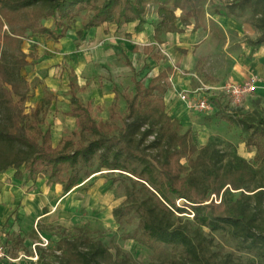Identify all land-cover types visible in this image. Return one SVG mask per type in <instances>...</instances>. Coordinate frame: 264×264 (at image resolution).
Masks as SVG:
<instances>
[{"label": "trees", "instance_id": "obj_1", "mask_svg": "<svg viewBox=\"0 0 264 264\" xmlns=\"http://www.w3.org/2000/svg\"><path fill=\"white\" fill-rule=\"evenodd\" d=\"M203 2L0 0V20L7 26L0 36V173L13 169L16 179H45L46 185L59 184L68 192L77 185L79 173L89 175L87 168L96 161L97 168L118 171L128 181L125 200L112 209L115 221L120 222L133 211L140 230L133 238L151 251H157L160 245L179 249L182 260L173 259L171 264H215L197 238L203 227L248 241L264 261V175L236 152L225 157L215 147L206 151V147L197 145L190 129L181 131L179 119L166 109L164 94L169 87L164 70L144 83L123 54L132 71L133 91L123 96L125 109L117 133L113 125L98 123L88 108L71 95L66 115L74 117L80 130L88 133L86 141L60 138L53 145L51 128L43 126L53 93L49 92L43 103L29 111L24 105L30 95L21 69L30 64L33 55L22 50V42L29 32L57 42L65 37L75 18L88 10L91 15L82 21L78 37L103 23L137 22L135 30L140 31L147 9L153 5L159 18L154 24V39L161 43L164 33L203 28ZM237 7H249L255 13L258 34L250 41L254 51L264 44V0H236L231 11ZM44 19H50L52 26L43 24ZM177 20L183 27L176 26ZM151 49L145 46L143 51ZM111 90V108L117 110L119 91L115 85ZM236 119L246 134L244 145L255 148L253 160L263 162L264 116ZM177 200L183 203L177 204ZM184 212L196 225L194 235L184 225L170 221L175 213ZM83 243L85 247L78 249L79 242L61 239L57 250L66 251L60 257L61 264H104L101 260L108 256V249L99 241L85 238ZM121 264L132 263L124 259Z\"/></svg>", "mask_w": 264, "mask_h": 264}, {"label": "rangeland", "instance_id": "obj_2", "mask_svg": "<svg viewBox=\"0 0 264 264\" xmlns=\"http://www.w3.org/2000/svg\"><path fill=\"white\" fill-rule=\"evenodd\" d=\"M235 1L204 0L202 9L204 22L208 25H205V32L208 30L213 31L214 41L223 45L222 51L231 52L233 55L231 58L236 62L237 58L242 61L251 58L250 41L255 39L258 32L255 27L256 16L251 8L237 7L234 11H231L230 7L235 4ZM90 15L91 12L89 10L80 13L75 18L72 27H75L76 22H81L82 26V21L89 18ZM176 15H179L178 10ZM213 15L218 17L219 25H222L225 29L221 26L219 28L216 26L211 18ZM144 18L146 22L150 21L153 25L159 20L155 12V6L151 5L148 7ZM178 22L180 20L176 21V23ZM42 23L48 27L52 26L50 19H44ZM1 24L0 20V36L3 34V30H7L3 29V25H6L5 22ZM234 24L241 26L243 29L242 35H238V32H230ZM184 29L190 30L191 28ZM80 38L78 37V39ZM54 42L44 35L31 34L30 32L23 39L22 49L27 47L33 55V58L29 59L30 64L21 69V75L26 79L29 86L30 96L24 103L26 111L39 105L37 103L41 99V93L45 97L50 92L46 87H42L43 82L40 76L41 71L48 74V70H50L52 71L51 75L55 79L67 77L70 83L67 85L69 89L62 85L53 94L54 96L51 99V104L53 105L46 110L44 127H50L53 131L54 128L52 126L57 124L59 126L55 131L57 139L61 137L63 139H72L75 142L89 139L88 133L81 131L78 126L66 124L69 97L74 95L81 104L88 108L92 117L98 123L107 122L113 125L114 133H117L118 128L122 125L120 115L125 109L123 96L130 95L133 91L132 71L125 63L124 56L126 55L122 46L118 45L119 49H116L118 52L117 58L106 61L101 56H97L98 58L94 57L96 48L101 50L103 42L100 44L99 42L88 44L86 52H81L82 56L80 55L78 58L81 65H84L78 70L71 65L69 57L60 56L59 45ZM39 44L44 50L41 60L38 59L39 56L36 50ZM50 47H55V51L51 52ZM76 47H78V43H76ZM157 47V44H153L151 50L144 51V54H147V57H151L153 62L147 59V61H143V64L141 56L136 54L142 50L141 46H138L139 50H132L133 54H130L131 58L128 60L135 68L137 78L147 83L153 68L158 69L155 73L167 69V77L173 76V74L178 76L179 73L177 71H182L186 78L191 79V86H198L196 79L191 77L192 74L197 73L174 65L170 55L161 52ZM260 47L261 45L257 46L255 50ZM44 55L45 58L43 57ZM221 57L218 56L215 62L211 63V66L219 70L229 66L230 57ZM165 59L168 60L166 66L164 65L166 63ZM75 71L77 72L75 73ZM79 71L86 82L79 86V89L76 88L74 92L72 89L76 81H78ZM197 72V76H204L207 81H210L201 70ZM179 76V80L183 81V74ZM112 85L117 87L120 95L119 108L117 110L111 108L113 99L107 97V90L110 91ZM167 86L170 88L171 83ZM215 97L213 100L214 111L203 113L190 109L188 119L191 124L188 129L191 130L195 142L199 147H206V151H210L215 147L221 153H224L225 157H229L232 152H236L238 155L250 160L258 171L264 175V161L257 163L253 160L255 148H248L244 145L246 134L236 119L243 116H264V96L254 93L238 105L231 103L221 93H218ZM61 122L63 124L60 129ZM185 130V128H181V131ZM223 163H225V159ZM90 166L87 168L89 175L79 173L77 185L70 190V193L64 197L61 203L55 205L56 209L52 215L56 214V218L34 222L36 231L34 225H32L31 233H29L32 244L30 243L29 247L24 245L23 238L19 235L10 236V255L15 256L17 251L20 250L27 256L35 257L36 254L37 259L31 260L34 262L32 264H61L62 260L60 257L65 256L66 251L65 248L64 250H57L58 242L61 239L77 241L80 243L78 249H83L86 245L83 243L86 238L90 241H99L108 249V256L101 260L104 264H121L124 259L129 260L132 264H171L170 261H173V259L181 261L183 254L179 249L160 245L157 251H151L141 245L136 238H133V235H138L140 232L138 219L133 211L127 212L120 222L115 221L110 210L125 200V186L128 181L124 176L119 175L118 171L111 172L104 168H97L96 161ZM0 176L11 178V171H7ZM176 203L182 204L183 202L182 200H177ZM45 211H47L46 208ZM13 217L15 215H11L10 218L13 219ZM15 221H12L8 227H12L11 225L15 224L17 226L18 222L16 221L15 223ZM170 221L172 224L184 225L190 234H195L196 225L193 223L189 213H175ZM2 224L4 225L5 222H2ZM40 235L44 240H47L45 246H40V243H44ZM197 238L202 240L205 254L215 264H264L256 249L249 246L248 241L232 237L226 231H213L203 227L200 229V235Z\"/></svg>", "mask_w": 264, "mask_h": 264}, {"label": "crops", "instance_id": "obj_3", "mask_svg": "<svg viewBox=\"0 0 264 264\" xmlns=\"http://www.w3.org/2000/svg\"><path fill=\"white\" fill-rule=\"evenodd\" d=\"M211 18L218 28L221 26L225 29L222 25H219L220 21L216 15L211 16ZM136 25L137 22L122 25L103 23L100 26L85 30L83 36L78 39L76 33L81 28V22H76L75 27L73 28L71 26L65 37L54 43L59 45L60 56L70 58L69 62L74 69L84 66L81 65V62L78 60L79 56H82L80 53L86 52V49H88L87 45H91L94 42H99V44L103 42L101 50H97L96 48V55L94 57L98 58L97 56H101L103 60L106 61L117 58L118 52L116 49H119L118 45L122 46L123 52L127 56L125 57L127 60H130V54H133L132 50L134 46H141L143 50L145 46L151 47L153 44H157V49L170 55L174 65L197 74V71L201 70L208 80H210L207 81L204 76L200 77L201 79L203 78L202 80L206 83L219 85L226 81H244L250 78V76H254L256 77L255 94L264 96V44H262L259 49L251 51V58L244 61L237 58V61L235 62L231 58L233 57L232 53L226 50L222 51L223 45L214 41L213 31L208 30L205 32V26L196 31L184 29V32L181 33H164L161 35L162 42L157 43L154 39V25L152 22H145L143 29L140 31L135 30ZM205 25H207V23ZM176 26L180 28L182 26L181 22L176 23ZM232 26L233 28L230 29V32H238V35H242L243 29L240 25L234 24ZM76 43H78V47H76ZM248 48H250V46H248ZM183 49L186 50V52H182L181 50ZM22 50L26 53L29 52L27 47ZM36 50L39 56L38 59L41 60V55L44 53L41 44L36 47ZM142 50L136 53L138 56H141L142 64L143 61H147V59L153 62L152 58L147 57V54H144V51ZM50 51L54 52L55 47H50ZM218 56L226 58L230 57L229 60L231 61L229 66L220 70L212 67L211 63H214ZM43 57L45 58V55ZM165 62L164 65L166 66L168 60L165 59ZM199 65L201 66L199 67ZM157 70L158 69L153 68L152 73L157 75L160 72L155 73ZM164 71L166 72L167 69ZM76 72L77 71H75V73ZM152 73H150V75ZM51 74L52 71L50 70H48V74L41 71L40 76L41 81L43 82L42 87H46V89L53 94H55L56 90L62 87V85H65L63 87H68L69 89V86H67L69 84V79L67 77L57 80ZM166 74L168 73L166 72ZM174 75L175 74H173V88H168L164 94L166 109L171 116L179 119L182 128L188 129L191 124L188 119L190 109L179 100L177 92L191 89L194 86H191V79L186 78L184 75V77H182L183 81L179 80L180 74L178 76ZM152 76L154 75L152 74ZM85 82V78L81 77L79 71L78 81H76L72 90L75 92V89H79V86H82ZM40 97L41 99L39 103H37L39 105L43 101V93H41ZM107 97L114 100L112 90H107ZM52 105L53 104H50L49 107ZM66 118L67 125L77 126L74 117L68 116ZM62 124L63 123L61 122L60 129ZM52 127L54 129L53 131L51 130V138L53 145H55L61 137L58 139L55 137L56 128H59V126L54 124ZM7 171H11V178L0 176V224H2V222H8V224H11L12 221L16 220L18 224L17 226L16 224L11 225L10 236L19 235L23 238L24 245L29 247L30 243L32 244L29 235L32 230L31 226L34 225V222L37 220H51L52 218H56V214L54 216L52 215L56 209L55 205L61 203L70 191L64 192L59 184L46 185L45 179H38L36 182L27 179H16L13 176V169H7L6 171L1 172L0 175ZM45 208L47 211H45ZM110 211L112 213V209ZM11 215H15V217L11 219ZM19 254L24 253L19 250L17 251V255H10L13 260H6L1 264L34 263L31 261L34 260L33 257L27 256L26 254H24L25 258L17 259Z\"/></svg>", "mask_w": 264, "mask_h": 264}, {"label": "built area", "instance_id": "obj_4", "mask_svg": "<svg viewBox=\"0 0 264 264\" xmlns=\"http://www.w3.org/2000/svg\"><path fill=\"white\" fill-rule=\"evenodd\" d=\"M3 29H7L6 25H3ZM177 72L180 75H184L182 71ZM150 76H152V74ZM191 77L196 79L198 86L178 91L177 97L188 109L196 112L208 113L209 111H214L215 108L213 107V100L216 98L215 96H217L218 93H221L224 97L230 100L231 103L238 105L241 104L243 100L252 96V94L256 91V77L254 76H250V78L244 81H226L219 85L206 83L199 76H197V74H192ZM172 78V75L166 78V82L168 84L171 83L170 88H173L174 85ZM6 225L7 227H5ZM8 225V222H5L4 225L1 224L0 226V264L6 260H13L9 253V246L11 245V227H8ZM34 229L36 231L35 225ZM46 241L47 240H44L43 244L40 243V246H45ZM21 258H25V255L19 254L17 256V259ZM33 259H37L36 254Z\"/></svg>", "mask_w": 264, "mask_h": 264}]
</instances>
